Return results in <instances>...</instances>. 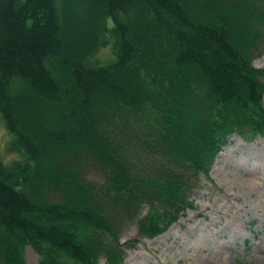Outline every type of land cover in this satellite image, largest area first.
<instances>
[{
	"label": "trees",
	"instance_id": "trees-1",
	"mask_svg": "<svg viewBox=\"0 0 264 264\" xmlns=\"http://www.w3.org/2000/svg\"><path fill=\"white\" fill-rule=\"evenodd\" d=\"M59 1L0 0V117L18 156H0V264H26L27 245L38 264H122L120 221L148 205L139 233L160 236L192 208L188 174L234 134L264 138V0H69L64 15Z\"/></svg>",
	"mask_w": 264,
	"mask_h": 264
},
{
	"label": "rangeland",
	"instance_id": "rangeland-1",
	"mask_svg": "<svg viewBox=\"0 0 264 264\" xmlns=\"http://www.w3.org/2000/svg\"><path fill=\"white\" fill-rule=\"evenodd\" d=\"M59 2L64 15L69 0ZM73 17L72 11L68 23H73ZM112 55L108 44L98 59L110 61ZM253 65L264 68V50ZM11 141L0 117V156L8 164L18 160L17 153L8 149ZM161 157L157 152L149 154L153 162L162 163ZM104 177L95 166L86 172V178L95 183H103ZM187 178L190 188L186 195L192 208L182 212L160 236L149 239L139 233L138 220L147 216L148 205L135 220L120 221L122 264H264V139L248 143L232 136L208 174L192 172ZM133 239L138 242L126 245ZM23 259L26 264H38L41 257L35 247L27 245ZM99 264L109 263L102 257Z\"/></svg>",
	"mask_w": 264,
	"mask_h": 264
}]
</instances>
